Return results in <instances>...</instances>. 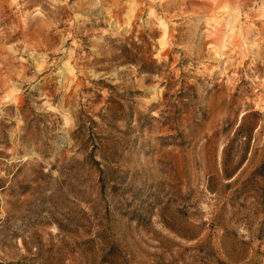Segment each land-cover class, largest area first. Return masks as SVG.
<instances>
[{"label": "rangeland", "instance_id": "1", "mask_svg": "<svg viewBox=\"0 0 264 264\" xmlns=\"http://www.w3.org/2000/svg\"><path fill=\"white\" fill-rule=\"evenodd\" d=\"M0 179V264H264V0H0Z\"/></svg>", "mask_w": 264, "mask_h": 264}, {"label": "trees", "instance_id": "2", "mask_svg": "<svg viewBox=\"0 0 264 264\" xmlns=\"http://www.w3.org/2000/svg\"><path fill=\"white\" fill-rule=\"evenodd\" d=\"M128 58V57H127ZM129 60H133V59H129ZM94 162H96V163H98L97 161H94ZM1 180V179H0Z\"/></svg>", "mask_w": 264, "mask_h": 264}]
</instances>
